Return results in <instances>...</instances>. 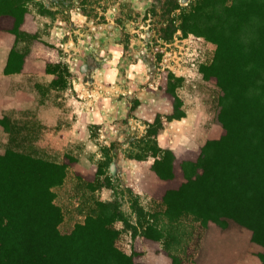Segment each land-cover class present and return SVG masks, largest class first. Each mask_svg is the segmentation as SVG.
Segmentation results:
<instances>
[{
  "label": "rangeland",
  "instance_id": "374dc122",
  "mask_svg": "<svg viewBox=\"0 0 264 264\" xmlns=\"http://www.w3.org/2000/svg\"><path fill=\"white\" fill-rule=\"evenodd\" d=\"M231 3L27 0L19 32L0 29V62L12 45V66L21 65L0 71V157L11 150L61 166L50 187L58 234L88 223L85 248L106 246L103 230L133 264H171L172 253L183 264H215L209 251L220 248L233 250L234 264H264L251 229L264 212L259 192L224 197L216 220L183 211L176 189L183 161L206 144L227 148L210 65L215 12ZM170 167L176 177L166 180ZM170 191L179 195L171 208Z\"/></svg>",
  "mask_w": 264,
  "mask_h": 264
},
{
  "label": "trees",
  "instance_id": "16d2710c",
  "mask_svg": "<svg viewBox=\"0 0 264 264\" xmlns=\"http://www.w3.org/2000/svg\"><path fill=\"white\" fill-rule=\"evenodd\" d=\"M26 2L0 0V29L19 32ZM215 19L213 40L218 47L210 66L220 87L217 120L223 126L221 145L227 148L213 152L206 144L201 154L183 161L181 178L186 180L176 189L183 195V211L218 220L216 215H223L221 210L226 207L224 197L251 199L259 192L264 199V0H232L230 6L215 12ZM14 54L11 49L9 57ZM13 59L8 60L7 71L20 70V63L12 66ZM174 168L161 174L163 178L176 177ZM51 175L55 178L45 181ZM62 176L56 163L11 150L0 157V264H133L112 239L107 240L103 230L99 234L106 246L85 248L88 223L68 236L57 233L50 187ZM192 182L207 184L205 189H195L189 187ZM173 191L165 199L169 208L172 195L179 196ZM237 205L227 208L235 213L240 208ZM251 226L255 240L264 246V212ZM170 256L171 264H183L179 253ZM261 259L264 261V250Z\"/></svg>",
  "mask_w": 264,
  "mask_h": 264
},
{
  "label": "crops",
  "instance_id": "0c3cea01",
  "mask_svg": "<svg viewBox=\"0 0 264 264\" xmlns=\"http://www.w3.org/2000/svg\"><path fill=\"white\" fill-rule=\"evenodd\" d=\"M12 47V45H10L7 49H5L4 50V52L6 53V56L3 58V60H1V62H0V71H1V73H3V74H6V73H8V72H12V71H7L6 70V68H7V65H8V63H9V61H8V56H9V54H10V51H11V48ZM19 71V70H18ZM22 71V70H21ZM20 72V71H19ZM4 101H1V103L0 104H2ZM1 130V129H0ZM4 133V132H3ZM0 134H1V131H0ZM209 253H211V254H213L214 255V257H216V258H214V260H217V261H215V264H219V260L218 259H220V258H222V257H224L225 256V258H227V262L228 263H226V264H234V263H232V261H233V255L235 254L234 252H233V250H231V249H229V248H226V249H222V248H220V249H217V250H215V251H213V249L211 250V251H209ZM218 258V259H217Z\"/></svg>",
  "mask_w": 264,
  "mask_h": 264
}]
</instances>
